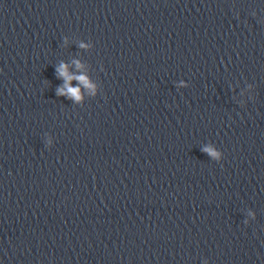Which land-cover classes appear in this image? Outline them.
<instances>
[{
  "label": "water",
  "instance_id": "obj_1",
  "mask_svg": "<svg viewBox=\"0 0 264 264\" xmlns=\"http://www.w3.org/2000/svg\"><path fill=\"white\" fill-rule=\"evenodd\" d=\"M0 264H264V0H0Z\"/></svg>",
  "mask_w": 264,
  "mask_h": 264
},
{
  "label": "clouds",
  "instance_id": "obj_2",
  "mask_svg": "<svg viewBox=\"0 0 264 264\" xmlns=\"http://www.w3.org/2000/svg\"><path fill=\"white\" fill-rule=\"evenodd\" d=\"M80 47L83 48V49H87L89 47V45L87 43H81L80 44ZM77 63V68H80L82 67L79 62H76ZM57 74H58V77L62 80L65 81L66 84L69 83L70 80H76L78 81L79 83L83 84L85 87L89 88V89H92L94 88V85H92L89 80L86 78V77H83V76H69L68 75V71H67V66L66 65H60L57 69ZM68 91L71 93V96L69 98L79 102L80 100H82V96L80 94V90L77 89V90H72L70 87L68 88ZM57 94L58 95H66V93L64 92L63 89H58L57 90ZM52 145V141L51 139H49V146L51 147ZM205 152H207L210 156H212L213 158L215 159H222L223 158V155L221 153H218L217 151L213 150V149H205ZM251 215V213H250Z\"/></svg>",
  "mask_w": 264,
  "mask_h": 264
}]
</instances>
